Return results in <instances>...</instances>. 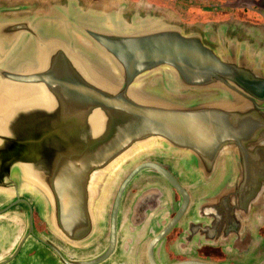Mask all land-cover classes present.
<instances>
[{
    "label": "water",
    "instance_id": "obj_1",
    "mask_svg": "<svg viewBox=\"0 0 264 264\" xmlns=\"http://www.w3.org/2000/svg\"><path fill=\"white\" fill-rule=\"evenodd\" d=\"M242 1L264 10V0H239L236 7ZM78 27L81 38L36 16L0 20V190H31L45 206L51 231L71 247L86 248L101 235L99 203L124 163L161 143L188 153L213 192L221 158L232 153L239 161L235 188L223 186L207 198L199 222L181 221L189 193L162 166L146 163L117 196L105 254L74 262L48 243L61 264L105 263L117 248L124 191L139 172L153 169L180 194L183 207L177 223L152 240L149 264H159L154 251L173 228L212 246H238L250 230L255 244V226L264 220L260 67L236 46L222 53L180 28L125 32L96 21ZM83 38L106 67L87 53ZM164 70L173 71L183 88L218 91L220 97L183 105L149 94L143 83Z\"/></svg>",
    "mask_w": 264,
    "mask_h": 264
},
{
    "label": "flooded vegetation",
    "instance_id": "obj_2",
    "mask_svg": "<svg viewBox=\"0 0 264 264\" xmlns=\"http://www.w3.org/2000/svg\"><path fill=\"white\" fill-rule=\"evenodd\" d=\"M255 1L258 2L259 0ZM223 7L231 10H238L242 8L236 7V3H228ZM154 11H156V9L153 10V12ZM168 11L170 14L166 13ZM168 11L155 13L156 15L153 14L155 16L158 15L159 18H144L142 15L145 14H141L140 18H134L136 21L132 20V29H126L122 26L121 30L137 32L143 30H165L171 28L179 29L178 26L165 22V16L169 17L171 15L172 17L175 13L174 8L173 11ZM59 17L60 16L57 15L55 18L63 27L66 24H70V17L66 18L64 21H61L62 17L59 21ZM150 20H152L153 23H151ZM224 28L225 27H220L219 29V32L222 31L223 35ZM71 30L72 32H70V35L77 36L79 38L82 37L83 33L79 28L73 27ZM181 30L186 35L192 34L201 37L205 45L211 49L218 50L219 52L221 51L222 53L231 50L236 46L240 52H244L246 54L250 61L256 63L264 73V54L261 55L258 51L256 52L254 50L255 46H251L245 41L251 40L249 37L240 39L236 34V32H238L237 30H235L236 39H232V41H228L227 37L226 39L220 37L219 34L215 35V30H213L212 24L205 26L201 33L192 31L189 32L183 29ZM83 39L84 40L81 39L83 43L91 44L85 38ZM213 44H216L215 48H213ZM164 73H169V75L173 77L176 85H179L177 76L173 71L164 70L152 75H163ZM143 84L144 90H146L145 83ZM180 87L183 88L182 86ZM184 89L190 91L188 88ZM235 157L236 156L232 153H225L222 156L219 169H225V171L229 173V177L227 178L225 174L224 178H221L219 182V187L216 188L215 186L214 188L216 189L213 192H210V194L205 192V194L201 193L203 195L200 194L199 197H194L193 192L199 191L200 189L203 190L211 186L210 184H207V180L202 178V175H200V172L196 168L197 166L194 163L193 158L188 153L179 152L165 146L164 144L156 143L146 149L145 153L140 154L136 158L124 163L117 171L116 175L111 179L109 185H107L101 197L98 207L101 235L98 239L103 240L106 238V245H104L105 248L104 250L102 249V253L97 256L94 255L95 257L90 260L102 256L109 249L111 240V220L113 217V210L117 196L122 186L137 168L143 166L146 163L160 165L165 170H167V172H169V174H171L175 180H177L182 188L187 190L190 195V203L187 210L183 214V218L181 219V221L186 219L184 224H187L188 221L190 222L192 220L199 222L201 221L200 217H205L206 210L205 208H202V206L205 203L207 204V198H212L217 194L218 190L222 187V182L224 186H231V188L228 187L230 190L235 188L237 181L236 175L239 172L237 169L239 161ZM172 166L174 170L172 169ZM183 170H186L187 173L191 171L194 175H197L199 177L197 180L198 182L195 184L186 182L188 180L184 175H182ZM218 172L219 170L217 171V174L214 176V178H212V181H214L212 185L216 183ZM139 173L140 174H137L136 177L132 178L131 182H129L128 187L123 193L121 203L119 205L117 219V248L115 253L106 261L108 264H115V259L116 261L121 259L123 264H149L148 252L152 240L163 234L166 230L165 228H167L169 225L176 224L178 221L176 218H178L177 216L182 210L183 201L180 194H178V192L169 185L165 178H163L153 169H147ZM182 176H184L186 181L181 180ZM225 177L227 178L226 183L224 181ZM198 186L200 189H198ZM154 188H158V190H160L159 193L158 191H153ZM17 193L18 194L12 191L0 190V217L12 214L16 216L20 215L21 218H23L21 219V226L18 224L13 225L10 228V232L4 235V237H1V234L3 233L0 232V254L9 248L11 241L16 243L10 254H4V256H0V264H19V262L22 260L24 264H49L50 259L56 261L58 264H61L50 243L58 248L68 259H71V251L75 253V256H78L79 254H86L88 251L95 249L97 242H94V244H92L89 248H74L67 245L61 238L56 236L51 231L48 224L45 222V206L43 205L42 210L38 209V197L35 196L31 190L24 191L17 188ZM255 220L256 219L254 218V221ZM203 221L205 220H202V222ZM257 223L260 222L257 221ZM263 224L264 222L261 225L256 224L255 226L257 230L254 236L257 239L260 238L261 243L255 247L256 250L253 254L258 252L257 256L259 257L264 254ZM174 229L175 228H173V230L168 235H166L165 239L158 244L154 251V257L159 264H179L181 262L191 260H197L210 264H237V262L240 260V257H242V255L238 252L236 243H234V246L232 244L228 245L227 243L212 246L199 240L194 241L190 234H188V236L185 235V228H180L178 229L179 231ZM105 233H107L106 237H104ZM251 235L252 234L250 233V230L243 232L241 236L242 245L240 246L238 244L241 249L246 250L249 246L251 248L252 245H256L254 242L251 245L253 240ZM185 239L188 242L184 241ZM182 249L184 252H191L185 253L186 257H184L185 259L183 260L179 259L180 255L183 254L181 252ZM234 253L235 255H233ZM249 259L250 258H245L243 261L240 260L241 262L239 261V264L244 263L245 261L247 262Z\"/></svg>",
    "mask_w": 264,
    "mask_h": 264
},
{
    "label": "rangeland",
    "instance_id": "obj_3",
    "mask_svg": "<svg viewBox=\"0 0 264 264\" xmlns=\"http://www.w3.org/2000/svg\"><path fill=\"white\" fill-rule=\"evenodd\" d=\"M246 1L257 2L255 0H246ZM237 2L238 0H210V1L172 0L168 4V6L174 7L175 10L174 16L171 17L170 15L169 16L170 18L165 16L164 19H166L165 20L166 23L171 25H176L180 29L189 32L192 31V32L201 33L205 28V26L212 24L213 30H215L214 34L215 35L219 34L220 37L225 39L227 37L228 41L229 40L232 41V39L233 40L236 39L235 30H237L238 32H236V34L240 39L249 37V39L251 40H245V41L249 45L255 46L254 50L256 52L258 51L259 54L263 55L264 54V11L258 9L256 6H250V4L247 3L245 4L244 1H242L243 2L241 5L242 8L238 10H231V9H227L226 7H223L228 3H237ZM142 17L159 18V16H155L150 13H145V15H142ZM220 27H225L224 28L225 36L223 35L222 31L219 32ZM88 45L89 46L87 53H89L90 56L93 55L94 58L97 61H99V63H101L103 66L106 67V64L104 63L105 62L104 58L102 57V54L96 48V46L92 44H88ZM215 45L216 44H213L214 46L213 48L216 47ZM145 89L149 94L155 97L183 105H190V104L195 105L207 100L220 97L218 91L195 92L181 88L179 85H176L173 77L170 76L169 73H164L163 75L157 74L148 77L147 80H145ZM225 174L226 177L228 178L229 173L226 172L225 169L220 168L216 179V183H214L216 188L219 187L220 184L219 182L221 178H224ZM182 175H184L188 180L186 181L184 179V176H182L181 180L183 181H186L190 184H195L198 182L197 180L199 179V177L197 175H194L191 171L187 173L186 170H183ZM226 177L224 180L225 183L227 181ZM221 185L222 187L224 186L223 182ZM211 191L212 188L209 187L203 190L200 189L199 191H195L193 192V195L194 197H199L201 192H208L210 194ZM42 208L43 206L39 205L38 209L42 210ZM106 234L107 233L104 234V237L107 236ZM98 238L96 239L97 243L95 249H93L92 252L90 253L79 254L78 256H75V253L71 251L72 256L70 255V258L72 259V261L74 262L89 261L92 255L94 257V255L97 256L100 253H102L101 251L102 249L104 250L105 248L104 245H106V240H105L106 238H104L103 240ZM181 252L191 253L188 251L184 252L182 250ZM233 255H235V253ZM257 255L258 252L254 255L252 254L251 256L240 257L241 261H243V259L245 258H250L247 262L245 261L244 263H240V264H262V263L264 264V256L259 257ZM239 261L237 262V264H239ZM19 264H24L23 260L19 262ZM49 264H58V263L50 259ZM103 264H108V263L105 262Z\"/></svg>",
    "mask_w": 264,
    "mask_h": 264
},
{
    "label": "crops",
    "instance_id": "obj_4",
    "mask_svg": "<svg viewBox=\"0 0 264 264\" xmlns=\"http://www.w3.org/2000/svg\"><path fill=\"white\" fill-rule=\"evenodd\" d=\"M168 1L169 0H0V20H12L36 16L42 18L44 21L50 23L51 25H54V27H57V29L64 31L69 35L70 32H72L71 29L73 27L79 28V22L93 23L96 21L102 27L111 29H115L114 25L119 24L126 29H132V20L134 18H140L141 14L143 13L155 14L162 11H173L174 7L168 6V4L171 2ZM155 9L156 11L153 12V10ZM166 13L168 14L169 11ZM57 15L60 16L59 21L61 17V21H64L66 18L70 17V24H66L63 27L56 20L55 17ZM150 22L153 23L152 20H150ZM127 31L128 30H125V32ZM198 189H200L199 186ZM153 191H158L159 193L160 190H158V188H154ZM201 193L205 194L208 192ZM21 219L23 218H21L20 215L16 216L12 214L0 217V232L3 233L1 234V237H4V235L9 233L10 228L13 225L18 224L21 226ZM262 227H264V224ZM255 243L256 245H252L253 247L251 246V248H248L246 250L241 249L240 246L242 245V243H240V246H237L238 252L242 256H251L256 250L255 247H257L261 243V239H257ZM15 244L16 243L11 241V245L9 246V248L6 249L5 252L1 253L0 256H4V254H10ZM91 245L86 246V248H89ZM182 251L184 250L182 249ZM90 252H92V250L88 251L87 253ZM261 256H264V254ZM184 257H186L185 253L180 255L179 259L183 260L185 259ZM92 258L93 255L90 259ZM114 263L123 264L121 259H119V261H116L115 259Z\"/></svg>",
    "mask_w": 264,
    "mask_h": 264
},
{
    "label": "bare ground",
    "instance_id": "obj_5",
    "mask_svg": "<svg viewBox=\"0 0 264 264\" xmlns=\"http://www.w3.org/2000/svg\"><path fill=\"white\" fill-rule=\"evenodd\" d=\"M114 28L117 29V30H121L122 26L119 25V24H116V25H114ZM110 69H111V71L113 70V68H110ZM138 94H139V92H138Z\"/></svg>",
    "mask_w": 264,
    "mask_h": 264
}]
</instances>
